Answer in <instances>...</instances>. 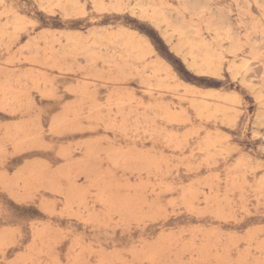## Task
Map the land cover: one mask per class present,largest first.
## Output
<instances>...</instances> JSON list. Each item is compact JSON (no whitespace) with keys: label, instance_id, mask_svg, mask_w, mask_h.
<instances>
[{"label":"rangeland","instance_id":"374dc122","mask_svg":"<svg viewBox=\"0 0 264 264\" xmlns=\"http://www.w3.org/2000/svg\"><path fill=\"white\" fill-rule=\"evenodd\" d=\"M0 264H264V0H0Z\"/></svg>","mask_w":264,"mask_h":264},{"label":"bare ground","instance_id":"6f19581e","mask_svg":"<svg viewBox=\"0 0 264 264\" xmlns=\"http://www.w3.org/2000/svg\"><path fill=\"white\" fill-rule=\"evenodd\" d=\"M140 55V54H139Z\"/></svg>","mask_w":264,"mask_h":264}]
</instances>
